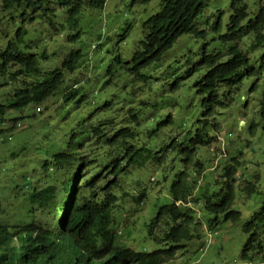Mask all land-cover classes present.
<instances>
[{
	"label": "trees",
	"instance_id": "obj_1",
	"mask_svg": "<svg viewBox=\"0 0 264 264\" xmlns=\"http://www.w3.org/2000/svg\"><path fill=\"white\" fill-rule=\"evenodd\" d=\"M85 2L92 8L105 4V0H0V132H10L19 122L17 116L9 118L6 113L49 99L66 77L71 76L70 81L83 65V47H71L59 66L41 73L38 53L32 50L36 41L25 40L28 25L47 23L54 32L64 33L67 43H76L81 37L78 25ZM204 5L205 0H160L159 8L138 25L131 57L126 59L119 52L114 53L109 63L102 65L106 67L105 75L119 71L121 74L126 72L134 80H146L148 75L143 69L160 60L178 37L186 33L204 36L194 24ZM229 6L225 29L218 35L226 46L206 50V43H203L200 61L188 68L191 72L200 65L205 66L193 84L196 94L201 97V116L193 133L186 130L170 138L167 144H160L156 150L147 143H137L140 137L136 127L140 121L135 108H128L123 123L121 119L119 126L114 128L116 116L108 115L100 121L102 112L90 114L95 115L96 121L89 129L81 131L84 139L78 144L79 150L73 149L75 134H72L67 149L50 156L49 163L54 171L64 167L61 191L56 195V186L40 179L24 187L25 203L32 210L33 207L37 210L55 204L59 212L56 229L50 233L41 230L33 234L25 225L12 229L0 219V264H168L177 251L188 250L186 243L200 237L204 225L216 226L220 218L233 222L241 220L240 210L232 207L235 182L239 180L236 179L239 175L237 158L225 163L221 173L204 179L202 163L195 154L198 146H209L214 139L204 131L208 125L216 130L213 111L228 105L244 76L256 75L251 88L256 87L264 68V6L259 7L253 18L249 17L247 4L242 0H231ZM6 16L16 22L12 29L3 23ZM214 22L213 29L217 32L221 21L215 18ZM129 29L127 25L126 30ZM246 32L251 34V49L263 46L259 49V67L253 64L248 49L237 44ZM96 46L97 52L103 50L101 42ZM39 56L44 59L48 53L44 50ZM103 84H111V78L107 76ZM79 87L75 80L59 92L66 105L82 103L85 95ZM109 104L106 100L102 107ZM260 106L264 117V92ZM171 118L168 114L157 127L170 123ZM4 119L11 124L6 125ZM85 121V118L78 121L79 126ZM126 121L130 124L128 127L124 126ZM146 133L151 134L148 130ZM83 141H88V147L80 151ZM175 156L178 161L174 160ZM147 162L156 165L163 180L173 170L168 188L170 199L158 205L146 224L147 236L155 245L151 251L136 250L124 244L122 236L132 232L125 233L120 229L129 228L130 221L125 215L121 221L117 218L125 205L131 207L144 203L147 189L142 186L138 175L133 179L132 174ZM156 178L157 175L154 181ZM255 182L241 181L240 191L245 195L259 192ZM263 199L241 223V230L247 237L239 260L235 261L264 264ZM3 210L0 200V214ZM129 210L132 211L128 209L127 213ZM201 210L209 215L205 222L198 216ZM26 212L30 214V209Z\"/></svg>",
	"mask_w": 264,
	"mask_h": 264
},
{
	"label": "rangeland",
	"instance_id": "obj_2",
	"mask_svg": "<svg viewBox=\"0 0 264 264\" xmlns=\"http://www.w3.org/2000/svg\"><path fill=\"white\" fill-rule=\"evenodd\" d=\"M159 1L105 0L103 7L93 8L85 2L78 25L81 37L76 43H67L64 40L65 34L54 32L47 23L32 22L28 25L29 31L25 40L36 41L32 50L38 53L41 73L59 66L63 55L71 47H83V65L75 71L70 81L68 79L71 76L66 77V81L49 99L38 105L30 104L22 110L6 113L9 118L12 115L17 116L19 125L8 132L9 134L0 132V200L4 209L5 224H21L27 208L25 185L40 179L41 182L54 184L56 195L61 191L64 167L54 171L49 163L52 160L50 156L67 149V141L72 134H75L73 149L79 150L78 144L84 139L81 131L95 124V115H90L93 112H102L100 121L108 115L116 116V124L112 126L114 128L119 126L121 119L123 123V116L128 108H135L140 121L136 127L140 137L137 143H147L156 147V150L160 144H167L170 138L179 136L186 130L193 133L197 126L196 121L201 116V97L196 94L193 84L205 66L197 65L198 69L191 72L188 68L200 61L203 43H206V50L224 49L226 46L220 42L218 35L224 31L228 21L231 0H205L204 7L194 20V24L203 31L204 36L186 33L178 37L160 60L143 69L148 75L146 80H134L126 72L121 74L119 71L105 75L106 67H102L109 63L116 52L126 59L131 57L138 25L147 15L159 8ZM242 1L247 4L251 18L261 5L264 6V0ZM215 18L221 21V28L217 32L213 29ZM3 23L9 29L16 24L9 16H6V20L3 19ZM127 25L130 26L129 30H126ZM249 35L251 36L246 32L237 44L243 49H248L247 52L254 59L253 64L259 67V49L263 46L251 49ZM100 42L103 50L97 52L96 45ZM44 50L48 56L43 59L39 54ZM107 76L111 78V84H103ZM75 80L78 81L80 92L84 93L85 98L79 105H66L59 92ZM255 80L256 75L244 76L238 83L237 90L232 93L228 105L213 111L216 130L208 125L204 131L214 139L209 146H198L195 150L203 166L204 179L221 173L222 166L232 162V158L236 157L239 161V175L236 176L239 180L235 182L232 207L240 210L241 220L233 222L220 218L216 226L204 225L200 237L186 243L188 250L177 251L168 264H229L234 259L239 260L240 250L247 237L241 230V223L264 198V117L260 106L264 92V68L256 87L251 88ZM106 100L110 104L103 108V102ZM168 114L172 117L171 122L158 128V123L165 120ZM83 118L86 121L79 126L78 121ZM7 120L4 119L5 124H11ZM129 125L126 121L124 126ZM147 130L151 132L150 135L146 133ZM87 144L88 141H83L80 151H85ZM174 160L178 161V157L175 156ZM177 165L175 163V166ZM156 170L155 164L147 162L145 166L133 171V179L138 175L142 186L147 189L145 201L141 205H125L120 211L122 216L117 214L120 221L124 215L128 216L129 228L121 227L120 230L132 233L123 235L121 240L136 250L151 251L155 248L151 238L147 236L146 224L158 205L170 199L168 188L173 170L167 173L165 180ZM217 177L222 180L220 175ZM249 180H256L259 192L245 195L240 191L241 181ZM128 209L132 211L127 213ZM34 210L39 214L36 224L56 223L59 217L54 203L41 210ZM198 216L205 222L209 215L201 210Z\"/></svg>",
	"mask_w": 264,
	"mask_h": 264
},
{
	"label": "clouds",
	"instance_id": "obj_3",
	"mask_svg": "<svg viewBox=\"0 0 264 264\" xmlns=\"http://www.w3.org/2000/svg\"><path fill=\"white\" fill-rule=\"evenodd\" d=\"M18 125H19V123L17 124V126ZM74 193H72V195H74ZM27 209H30V214H27V212H26ZM37 210H41V209H37ZM26 211H25V213H24V215L22 217V221H21V224L20 225H12V224H9V226L12 229L25 225L26 227H28L26 230H29L33 234H37L41 230H45L46 232L50 233L51 231H54L56 229V227H55L56 226V223L50 224L48 222H44V223H39L38 222L36 224L35 221H36V218L39 216V214H38V211H35L34 210V207H33V210L30 207H27L26 208ZM3 212H4V210L0 214V219H1V221L3 223H5L4 222V217H3ZM52 238L56 239L55 236H54V234H52ZM258 263L260 264L261 262L258 261ZM232 264H250V263H247V262H244V261H235V260H233L232 261Z\"/></svg>",
	"mask_w": 264,
	"mask_h": 264
},
{
	"label": "water",
	"instance_id": "obj_4",
	"mask_svg": "<svg viewBox=\"0 0 264 264\" xmlns=\"http://www.w3.org/2000/svg\"><path fill=\"white\" fill-rule=\"evenodd\" d=\"M78 180H79V177H77L76 182H77ZM74 192H75V191H74ZM74 192H73V193H74Z\"/></svg>",
	"mask_w": 264,
	"mask_h": 264
}]
</instances>
